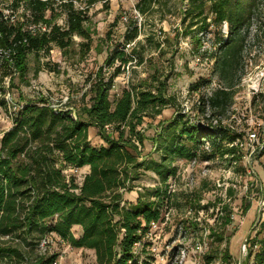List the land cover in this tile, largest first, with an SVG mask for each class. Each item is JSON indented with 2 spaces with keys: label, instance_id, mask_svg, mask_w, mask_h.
<instances>
[{
  "label": "trees",
  "instance_id": "trees-1",
  "mask_svg": "<svg viewBox=\"0 0 264 264\" xmlns=\"http://www.w3.org/2000/svg\"><path fill=\"white\" fill-rule=\"evenodd\" d=\"M92 1L88 0L89 4ZM133 1L140 18L158 14L164 20L177 16L179 10L182 23L191 20L188 29L200 25L198 31H206L211 25H227L225 41L217 39L219 56L214 62V72L225 87L214 90L206 102L201 101L199 109L204 113L203 107L208 105L212 115L222 114L232 99V76L241 61L242 33L248 31L258 0H179L171 6L167 0ZM185 2L187 7L183 9ZM20 3L24 5L21 22L11 23L0 10V66L3 62L10 65L12 73L23 81L30 59L33 78L42 69L55 72L48 64H40L41 58L52 48L66 53L74 36L89 37L83 13L73 8L72 1H60L66 17L64 28L51 22L55 18L51 0H14L12 5L18 7ZM209 14L214 16L210 23ZM40 25H44L43 29L38 28ZM138 33L137 21L130 17L122 48L110 52L108 65L115 61L126 65L134 60L135 47L129 54L123 49L137 39ZM141 62L138 58L137 63ZM119 73L116 69L107 81L96 76L89 106L82 110L86 120L73 109L51 108L45 100L19 103L16 107L12 127L0 138V264H55L56 255L35 253L50 234L74 249L93 251L95 264H145L140 263V248L136 246H142L152 224L161 219L168 199L166 182L176 172L171 161L194 160L204 143L213 149L211 157L234 153L233 147L222 149L217 139V135L227 138V131L220 128L197 132L185 126L183 117L176 116L167 126L171 136L162 147L159 163L139 164L137 145L141 146L145 138L137 128L145 118L159 116L170 103L162 84V89L155 92L149 88L137 92L125 89L110 104L108 92ZM90 128L96 131L102 145L91 144ZM228 139L234 142L238 138L232 134ZM59 163L89 170L77 185L73 177L65 176ZM141 167L154 173L160 186L136 192L133 201L126 200L124 196L134 191L132 183L138 179ZM249 207L247 203L243 212ZM223 209L226 210L222 207L220 211ZM73 227L80 230L78 238L72 233ZM255 230V235L246 241L241 264H264V222ZM13 234L8 241L1 240ZM217 241L222 237L217 236ZM233 260L226 247L222 264Z\"/></svg>",
  "mask_w": 264,
  "mask_h": 264
},
{
  "label": "rangeland",
  "instance_id": "rangeland-1",
  "mask_svg": "<svg viewBox=\"0 0 264 264\" xmlns=\"http://www.w3.org/2000/svg\"><path fill=\"white\" fill-rule=\"evenodd\" d=\"M51 1L55 16L52 24L65 27L66 17L60 1H72L73 8L83 13L89 38L74 36L66 53L52 48L40 64H48L55 72L42 69L36 78H33L32 59L23 81L3 62L0 66V138L12 127L19 103L45 100L51 108L73 109L81 117L82 110L89 106L91 87L98 74L107 81L119 69L108 92L110 104L125 89L137 92L149 88L155 92L164 84V96L170 104L161 109L159 116L145 118L137 128L145 138L141 146L137 145L139 164L159 163L162 147L171 136L167 126L176 116L183 117L185 126L197 132L222 129L238 139L231 142L229 136L222 139L217 135L222 149L233 147L232 154L211 157L213 149L204 143L198 147L194 160L171 161L176 172L166 182L168 199L160 221L143 238V248L136 246L140 248L139 261L222 264L223 251L228 247L234 259L231 264L242 262L248 237H253L257 225L264 222V0L257 1L248 31L242 33L241 61L232 76V99L220 115H212L208 105L203 107L204 113L199 109L201 101L206 102L214 90L225 87L214 72V62L219 56L217 39L224 42L228 34L226 24L211 25L206 31H198L200 25L188 29L191 20L182 23L179 10L177 16L164 20L158 14L140 18L133 0H93L91 4L88 0ZM178 1L167 0V4L171 6ZM13 2L0 0V10L11 23L21 22L24 5L15 7ZM186 5L185 2L183 9ZM179 8L177 5L176 9ZM130 17L137 21L139 33L123 52L129 54L135 47L134 60L126 65L118 61L108 65L110 52L122 48V36ZM213 17L207 16L208 23ZM138 58L142 59L140 64ZM250 134L256 135L252 141ZM89 140L93 146L103 143L93 128L89 129ZM58 165L67 178L73 177L77 185L81 184L82 170ZM132 186L134 191L124 196L129 201L135 199L136 192L159 187L160 183L154 173L141 167ZM247 203L250 207L243 212ZM222 207L226 210L220 211ZM72 233L75 238L79 237V231ZM10 236L15 235L1 240L8 241ZM217 236L222 241H217ZM45 252L56 255L55 264H95L93 251L74 249L52 234L35 249L37 254Z\"/></svg>",
  "mask_w": 264,
  "mask_h": 264
},
{
  "label": "crops",
  "instance_id": "crops-1",
  "mask_svg": "<svg viewBox=\"0 0 264 264\" xmlns=\"http://www.w3.org/2000/svg\"><path fill=\"white\" fill-rule=\"evenodd\" d=\"M80 170L83 171L82 174H83V176H84V175H86V174L88 173L89 168H88V167H83V168L80 169ZM74 230H75V231H76V230H77V231H80L78 227H73L72 231H74Z\"/></svg>",
  "mask_w": 264,
  "mask_h": 264
},
{
  "label": "built area",
  "instance_id": "built-area-1",
  "mask_svg": "<svg viewBox=\"0 0 264 264\" xmlns=\"http://www.w3.org/2000/svg\"><path fill=\"white\" fill-rule=\"evenodd\" d=\"M255 137H256V135H255V134H250V135H249V138L251 139V141H252V140H254V139H255ZM75 171H76V169H75ZM152 225H153V224H152Z\"/></svg>",
  "mask_w": 264,
  "mask_h": 264
},
{
  "label": "water",
  "instance_id": "water-1",
  "mask_svg": "<svg viewBox=\"0 0 264 264\" xmlns=\"http://www.w3.org/2000/svg\"><path fill=\"white\" fill-rule=\"evenodd\" d=\"M239 264H241V262H239Z\"/></svg>",
  "mask_w": 264,
  "mask_h": 264
}]
</instances>
